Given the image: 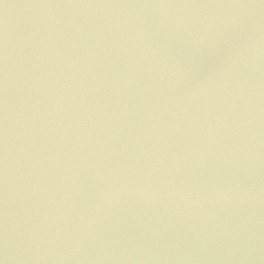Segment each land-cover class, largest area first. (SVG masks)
Returning <instances> with one entry per match:
<instances>
[{"label":"water","instance_id":"obj_1","mask_svg":"<svg viewBox=\"0 0 264 264\" xmlns=\"http://www.w3.org/2000/svg\"><path fill=\"white\" fill-rule=\"evenodd\" d=\"M0 264H264V0H0Z\"/></svg>","mask_w":264,"mask_h":264}]
</instances>
